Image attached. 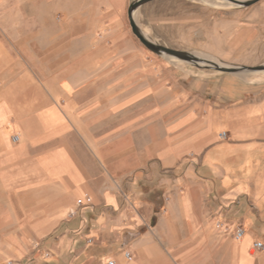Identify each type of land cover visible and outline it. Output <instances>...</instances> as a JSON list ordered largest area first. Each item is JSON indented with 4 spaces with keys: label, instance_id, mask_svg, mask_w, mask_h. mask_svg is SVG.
Instances as JSON below:
<instances>
[{
    "label": "crops",
    "instance_id": "obj_1",
    "mask_svg": "<svg viewBox=\"0 0 264 264\" xmlns=\"http://www.w3.org/2000/svg\"><path fill=\"white\" fill-rule=\"evenodd\" d=\"M129 6L67 1L41 62L35 0H0V257L264 264V85L153 52Z\"/></svg>",
    "mask_w": 264,
    "mask_h": 264
},
{
    "label": "rangeland",
    "instance_id": "obj_2",
    "mask_svg": "<svg viewBox=\"0 0 264 264\" xmlns=\"http://www.w3.org/2000/svg\"><path fill=\"white\" fill-rule=\"evenodd\" d=\"M32 1L22 0V3L28 6ZM67 1L70 0H35L38 42H48L49 46L38 47V61L50 60L61 50V7ZM136 19L156 41L191 51L199 57L235 66L264 64V0L248 7H238L226 0H153L136 12ZM128 24L132 30L129 17ZM172 61L205 75L225 76L246 87L264 85V71L230 73L183 60ZM0 194L3 196L4 192ZM4 217L12 218L11 215ZM51 255L50 249L37 246L30 256L31 262L40 264L38 258L44 261ZM11 259L14 258L3 260L0 257V264H12Z\"/></svg>",
    "mask_w": 264,
    "mask_h": 264
},
{
    "label": "water",
    "instance_id": "obj_3",
    "mask_svg": "<svg viewBox=\"0 0 264 264\" xmlns=\"http://www.w3.org/2000/svg\"><path fill=\"white\" fill-rule=\"evenodd\" d=\"M151 1L153 0H133L129 6V18H130L132 30L148 49L152 50L153 52L161 56H165L170 59L183 60L199 67H205L221 72L237 73V72L264 71V64L239 65V66L228 65L216 60L202 58L197 56L191 51L171 47L156 41L154 38H152L150 35L146 33V31L140 26V24L136 19V12L143 5ZM226 1L238 7H248L258 0H226Z\"/></svg>",
    "mask_w": 264,
    "mask_h": 264
},
{
    "label": "built area",
    "instance_id": "obj_4",
    "mask_svg": "<svg viewBox=\"0 0 264 264\" xmlns=\"http://www.w3.org/2000/svg\"><path fill=\"white\" fill-rule=\"evenodd\" d=\"M222 136H226V133L223 132ZM13 140L16 141V142L19 141L20 140V135L19 134L14 135L13 136ZM218 226L222 227V228H225L227 230L229 229V227L227 225H225L222 221L218 222ZM245 232H246V230H245L244 226L243 225H238L236 227V229H235V232H234L235 238L242 239L244 237V235H245ZM90 241H91V239H90ZM254 247L256 249H263L264 248V242L263 241H255ZM126 256L130 258L131 257V252L130 251L126 252ZM108 264H117V262H116L115 259H110L108 261Z\"/></svg>",
    "mask_w": 264,
    "mask_h": 264
},
{
    "label": "bare ground",
    "instance_id": "obj_5",
    "mask_svg": "<svg viewBox=\"0 0 264 264\" xmlns=\"http://www.w3.org/2000/svg\"><path fill=\"white\" fill-rule=\"evenodd\" d=\"M257 72H260V71H257Z\"/></svg>",
    "mask_w": 264,
    "mask_h": 264
}]
</instances>
